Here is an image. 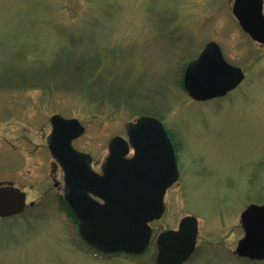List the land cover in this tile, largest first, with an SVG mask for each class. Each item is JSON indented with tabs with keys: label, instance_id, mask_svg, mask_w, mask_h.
<instances>
[{
	"label": "rangeland",
	"instance_id": "rangeland-1",
	"mask_svg": "<svg viewBox=\"0 0 264 264\" xmlns=\"http://www.w3.org/2000/svg\"><path fill=\"white\" fill-rule=\"evenodd\" d=\"M234 0H0V183L35 206L0 220V264H157L81 249L63 202V171L47 145L51 117L77 118L75 147L108 156L141 115L163 120L180 152L181 179L167 193L156 232L199 220L186 264H264L238 257L242 212L264 205V46L233 14ZM219 42L245 82L207 102L183 86L186 64ZM79 244V246L77 245Z\"/></svg>",
	"mask_w": 264,
	"mask_h": 264
},
{
	"label": "water",
	"instance_id": "water-1",
	"mask_svg": "<svg viewBox=\"0 0 264 264\" xmlns=\"http://www.w3.org/2000/svg\"><path fill=\"white\" fill-rule=\"evenodd\" d=\"M263 10V0H236L234 5L243 29L261 44ZM245 77V72L228 62L220 45L212 41L187 64L184 87L193 99L206 101L226 96ZM51 122L48 145L63 169L64 197L74 210L82 239L105 254H143L152 236L149 223L162 217L166 192L179 178L174 147L163 122L148 115L128 122L129 141L121 136L111 140L103 174L94 170L90 155L73 146L86 131L82 123L61 115L53 116ZM132 147L134 156L128 158ZM25 208L22 190L0 187V217L20 214ZM242 224L246 236L236 253L264 260V205H251L242 214ZM198 226L196 217L187 216L178 230L162 233L157 263L184 264L196 249Z\"/></svg>",
	"mask_w": 264,
	"mask_h": 264
},
{
	"label": "flooded vegetation",
	"instance_id": "flooded-vegetation-1",
	"mask_svg": "<svg viewBox=\"0 0 264 264\" xmlns=\"http://www.w3.org/2000/svg\"><path fill=\"white\" fill-rule=\"evenodd\" d=\"M263 12H264V11H263ZM171 139H172V141H173V143H174L175 153H176L177 160H178V164H179V168H180V179H181L182 171H181V166H180V152H179L178 146L176 145V140L173 139V138H171ZM180 179H179V180H180ZM179 180H178V181H179ZM176 183H178V182H176ZM176 183H175V184H176ZM175 184H174V185H175ZM174 185H173V186H174ZM173 186H172V187H173ZM172 187H171V188H172ZM171 188H170V189H171ZM170 189H169V190H170ZM169 190H168V191H169ZM167 193H168V192H167ZM166 196H167V195H166ZM165 199H166V198H165ZM166 210H167V208H166V206H165V213H166ZM165 213H164V215H165ZM164 215H163V217H164ZM163 217H162V218H163ZM162 218H161V219H162ZM161 219H160V220H161ZM154 223H156V221L153 222V223L151 224L152 227H153ZM164 230H166V229H164ZM164 230H161L160 232L157 233L156 230H155L154 227H153L152 244L155 242L156 245H157V239H158V236H159L160 233H162Z\"/></svg>",
	"mask_w": 264,
	"mask_h": 264
},
{
	"label": "trees",
	"instance_id": "trees-1",
	"mask_svg": "<svg viewBox=\"0 0 264 264\" xmlns=\"http://www.w3.org/2000/svg\"><path fill=\"white\" fill-rule=\"evenodd\" d=\"M66 209L69 211V213L72 215V216H74V214H73V211L71 210V208L66 204Z\"/></svg>",
	"mask_w": 264,
	"mask_h": 264
}]
</instances>
